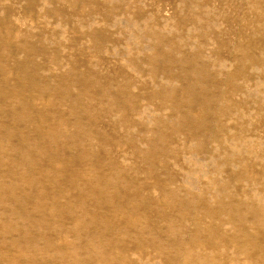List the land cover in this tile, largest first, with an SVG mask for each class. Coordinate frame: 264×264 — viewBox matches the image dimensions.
<instances>
[{
    "label": "rangeland",
    "instance_id": "rangeland-1",
    "mask_svg": "<svg viewBox=\"0 0 264 264\" xmlns=\"http://www.w3.org/2000/svg\"><path fill=\"white\" fill-rule=\"evenodd\" d=\"M41 1L0 0V32L2 31L1 33L5 34L3 35L5 38L0 34V41L4 42L6 40L4 42L6 47L7 45L14 44L15 40H27L29 43L27 44L28 46H33L42 51L40 58L39 56L34 57V62L36 61V63L38 62L41 64L42 74L47 75V73H49L50 77L56 75V77H59L61 83H68L72 78L85 72L91 76L97 77L99 81H96L98 84L93 86V92H98L100 88L99 85H109V88L117 91L115 99L120 100L119 105L122 102V107L119 106V108H116L112 106V100L110 98H105V103L103 102L101 106L97 104L99 107H95L97 105L95 102H92V104L94 103V108L92 107L89 113L82 115L88 121V123H86V130H88L87 132H89L90 135L85 137L86 140L85 138L81 141L79 140V143L81 144L78 149L80 151L74 149L71 151H69L70 149L67 150L70 152V155L74 157V162L69 161L59 170L57 165H54L45 153H40L42 150L38 151V149L35 150L36 152L34 151L33 160L36 165L35 170L38 172L37 176L39 180L41 179L44 184H42L35 196L29 198L30 200L25 199V201H23V194L29 192L31 190L29 188L34 186L31 184L30 177L23 175L22 173L25 174V172H22L21 168H16L14 165L13 167H11V165L9 166L11 161L8 160L5 163L2 172H0V264H54V261L51 263L53 258L54 260L57 259V263L55 264H58V262L59 264H76L78 256L84 254V248L87 247L89 242L87 236L88 229L93 230V228H90L89 225H87V219L100 220V222L101 220H103V222L104 220L106 221L104 225H101L100 223V226H97V229L104 232V234H107L105 235L106 238H97L98 240L93 244L95 246L91 245L96 249V259L98 258L97 260L95 259V263L93 261V264L102 263L101 255L97 252L99 249L98 244L102 241L101 239H106V241H108V246H104L107 255L109 253L108 259L110 258L109 263L107 262L106 264H114L113 261L115 262L116 260H118L116 261L117 264H166L169 261V258L174 257L175 254L176 256L174 258H179L168 264H198L199 262V264H264V0H99V2L98 0H71V2L76 1L73 4H71L70 0H53V2L52 0ZM79 2L81 3L79 4ZM25 3L28 5H25ZM48 6L52 10L48 9ZM44 7L48 12L43 9ZM110 7L114 9H111ZM104 8H108V10H104ZM90 10L94 13H92V11L90 12ZM5 12H7V15L4 14ZM37 13L41 14L42 17L39 15V18H36L38 16ZM56 13L57 16L55 15ZM43 14L45 16L44 19ZM50 15L51 17H49ZM93 15L97 17L95 18ZM104 16L106 19L102 18ZM64 19L68 24L63 23ZM69 20H71V23L68 22ZM70 24L71 26H68ZM65 25H67V27ZM71 28L76 30H71ZM81 30H84L85 33ZM99 30L102 32H99ZM260 30H262V32ZM134 32L135 34H133ZM90 34L92 37H90ZM99 37H101L100 40L98 39ZM92 38H95L94 41ZM44 41L46 42L44 44L45 48L42 49L44 45L41 43H44ZM153 41L156 42L158 45L157 47ZM100 44H102V48ZM77 45L80 47H76ZM74 46L77 48L75 51ZM104 46L105 48H103ZM150 46L155 47L156 52L154 53V56L158 61V64L161 62V60L157 59L158 55H170L167 62L175 60V57L183 56L185 61L183 66L186 73L189 74V72L192 71L199 72L206 70L207 77L205 78V82L206 84L210 83L209 86L213 84L211 85L213 86L211 87L212 89L210 91L206 90V92L208 93L209 91L208 95L215 96V99L213 97L212 103L207 107L208 111L205 114V118H203L204 125L201 123L203 129L198 132L201 136L200 138L194 140V138L189 137L185 129L182 130L181 128L176 127V125H172L174 123L171 122V119L175 117L169 119L173 113H171L172 111L165 104L168 103L169 105L176 99V101H178L179 97L173 95V98L170 97V99H166V95L170 96L167 93V89L173 88L178 90V87H180L179 83L171 80L177 79L172 78V76L175 77L178 75L179 66L171 68L166 67L165 76L164 74L161 75V73L157 71V68L160 69L159 65H151L148 62L153 61L151 60L153 48ZM88 48L90 50L89 52ZM5 49L0 51V55L3 57L6 56ZM52 50L55 52L52 53ZM165 50L166 52L171 50V54L170 52L169 54L168 52L164 54ZM172 51H174L175 54H172ZM143 53L148 57H142ZM127 56L130 57V59ZM41 57L44 58V62ZM57 57L59 59H57ZM138 57L139 59H137ZM140 57L142 59L141 61ZM38 58L40 60H38ZM73 59L76 60L74 61ZM127 59L130 61L128 62ZM137 60L140 62L137 63ZM69 61L71 62L68 63ZM65 63H68L69 65H65ZM73 63H75L76 71L80 70L77 72V76L69 72V66ZM12 64V59H9V67H11ZM138 64L140 65L138 66ZM135 65L136 67H134ZM151 66H153L154 69L157 67L155 71L158 75L156 73L154 75V77H157H155L156 80L152 76L153 74L151 72L154 71V69ZM84 68L88 69V71L84 70ZM138 69H142V72ZM143 69L145 70L143 71ZM136 70L138 71L136 72ZM67 73H70L72 77L70 74L69 77ZM62 77H66L67 79ZM152 77L154 81L151 80ZM155 81H157V86H167L166 90L165 88L161 89V87H157ZM171 84L174 86H171ZM126 88L128 90H126ZM72 89L74 92L75 89L73 87ZM157 90L159 91V95ZM140 92L142 95L139 94ZM36 93L37 92L35 91L31 92V96L29 97L33 99L35 104L33 114L37 111H47L49 113L59 111V113H65V116H69L68 108L66 106L62 105L61 107V105L57 103L53 106H50L49 104L46 105V103H43L44 100L40 99ZM155 93H157V95ZM23 95L25 96V94ZM58 95L61 96V92L58 93ZM58 95L57 99H59ZM132 95H134V97ZM135 100L136 102H134ZM134 103H136L137 107L133 105ZM211 106L213 107V110ZM131 107L134 108L133 111ZM210 107L211 109L209 110L208 108ZM95 109L96 111H94ZM16 110H22L21 104H17ZM117 110L120 111L118 112ZM138 110L140 111L139 113ZM198 110L199 105L193 103L191 105V111L197 114ZM213 111L216 112L213 113ZM226 111H228L229 114ZM99 112H101V114ZM96 113L97 116H95ZM168 113L171 114L168 115ZM228 115L231 116L228 117ZM0 116L4 123L11 124L12 119L7 110L4 114L0 113ZM6 118L9 122L6 121ZM53 118L54 117H51L49 119L48 124H54L55 129L58 131L56 119ZM97 118L99 120H97ZM206 118L209 119L208 122ZM161 123H163L164 126ZM18 125L20 128L25 127L23 120H21ZM42 127L43 128H39L38 126V128L42 129L45 133H47L46 130L49 131L47 126L42 125ZM94 127H96V130ZM175 129L177 130L175 131ZM90 130L92 132H90ZM213 131L217 136L213 135ZM164 132L166 134L163 135ZM97 133L100 135V138L96 137ZM102 133L104 135H102ZM158 135H163L164 140L160 139ZM48 136H50V133H48ZM48 136H46L45 139V147L52 152L51 149L53 150L55 148L52 146L54 145V141ZM203 136H206L204 137L206 139H204ZM10 137L11 146H15L14 148H16L17 144L21 142L18 140L19 137L14 134ZM210 137L211 139L209 140ZM88 138L90 139L88 140ZM166 138L169 139V141ZM97 139L101 140L97 141ZM2 140L3 139L0 141V156H4L2 154L5 153L6 158H4V160H7V158L11 156L13 157L14 162L16 160L21 161L22 157L20 154L14 153L13 155L12 153L9 154L7 152V148H5L6 146L4 144L5 140H3V142ZM62 140L63 139L61 138L59 139V141ZM63 142H60L59 144L61 146L65 145L64 147H66L67 144ZM51 143L52 148H50ZM146 144L150 145L147 146ZM193 144H195V146ZM85 145L89 146H86V148ZM197 148L198 150H196ZM202 148L204 149V153L201 151ZM91 149H95L96 151H92ZM148 149L149 151H147ZM81 151L83 157L80 156L79 159L78 154ZM200 152L202 154H200ZM7 153L9 154L8 156ZM86 154L89 156H86ZM206 154L209 156L207 157ZM79 155H81V153ZM230 158L231 160H229ZM83 159H85V161ZM219 159L222 160L220 162L221 164L219 163ZM163 160L164 162H162ZM42 163L50 166L53 165V169L56 167L54 172L49 173L47 176V172L45 173L43 170ZM226 163L227 165H225ZM94 165L96 167L99 166L101 172L104 173L101 174L100 172V174L101 176L104 175L105 177H102L105 179L101 178L100 181L95 180L96 177L92 172V167H95ZM151 165L155 169H152ZM84 166L86 168L92 167L87 172ZM226 166H229L228 169L230 173H234H232L233 176L227 172L228 169ZM147 167L153 171L149 170ZM220 167H222V169ZM145 168L148 169V171ZM219 168L221 171H219ZM234 168L236 169L234 170ZM9 169H20L17 171L20 173H17V179L6 177ZM56 171L59 172L56 173ZM146 171L147 176L145 175ZM149 171L154 173L152 177L148 176L151 174ZM227 176L231 177L228 178ZM93 179L95 180L96 185L94 184ZM224 179L228 181L225 182ZM236 179H238V181ZM74 180L77 181H75V184L77 183L76 185L74 184ZM102 180H104V182ZM170 181H172V183ZM235 181L237 184H234ZM57 182L59 183L57 184ZM159 184H161V186ZM230 184L235 187V190ZM55 185H59L58 187H61V190L56 198H54L55 200H53L48 196L55 193ZM261 186L263 189L260 188ZM36 188L38 189V186H34V190H37ZM224 189L226 191H224ZM116 191H119L120 194L118 192L116 193ZM222 191L225 193L223 194ZM219 192L221 193L220 196L218 194ZM214 193L215 195H213ZM221 196H224V198ZM230 198H232L231 201ZM182 199L183 201L180 203ZM222 199L224 200L223 202L221 201ZM243 199L245 200L244 203ZM177 200L180 201L177 203ZM248 200L251 205H249V203L246 205V201L248 202ZM236 201L240 202L237 203ZM228 202L229 204H227ZM196 203H198V207ZM217 203H219V205ZM233 204L235 205L233 206ZM242 204L243 206H250L252 209L250 210L249 207L245 206L242 207L244 208L242 211L240 208ZM227 205L231 206L229 207ZM186 206L188 209H191L188 210L185 208ZM223 208L226 209L227 213L224 214L225 210ZM24 212L27 214L26 216H23L25 214ZM207 212L208 215H206ZM29 213L31 215H29ZM213 214L214 216H212ZM84 216L86 219L83 218ZM210 217H212V219L215 217V221ZM222 217H224V219ZM229 217L230 219H228ZM202 218L207 220L205 221ZM29 220L44 221V228L40 235L41 241L37 243L40 250H38L39 248L34 249L33 247L31 248L28 246V251H25V253L23 251V249H25V244L21 239L28 236L29 229L31 230L29 231L30 233L37 232V229H33L34 227H28L27 224L29 223ZM144 220H147V222L145 223ZM148 220L150 222H148ZM197 220L200 221L199 225H195L197 224ZM228 220H235L236 225H234L235 223L230 224ZM241 220L244 223H242ZM210 221L212 223L215 222L213 223L214 225H212ZM208 222H210V224ZM219 222L220 226L222 225L221 227L218 225ZM255 222L261 223L258 224L260 227L257 223L255 224ZM204 223H208L207 226H203ZM238 223L239 225H237ZM229 224L233 225V228L235 226L233 229L235 233L232 230V226L230 227ZM43 225L41 227H43ZM240 225L241 227H239ZM209 226L210 228H208ZM41 227H39V229ZM25 228L27 229L25 230ZM221 230L224 231V233L228 232V235H223L224 233L218 232ZM243 230L244 232L247 230V234L251 233L249 235H254L256 232L255 235H258L259 246H249L250 243L248 242L247 244L246 239L242 238L246 234L241 236L238 234H243ZM230 231L231 233H229ZM236 231H238L237 234ZM156 232L159 235H156ZM232 232L234 236H231L233 235ZM32 233L30 235H32ZM187 233L190 235H187ZM200 233L203 235L200 236ZM178 234L182 235L179 236ZM195 234H198L201 240L197 242L198 245L192 252L188 247L190 242H196V240L199 239ZM154 237L157 238L158 241ZM182 237L184 241H182ZM147 238L150 241L148 240L147 242ZM144 239L146 240V243L144 242ZM162 239L164 240L161 242ZM203 240H205L204 242L209 241L211 243H204ZM200 241L207 246L205 247L204 244L202 245V242ZM164 242L165 244L176 243V246L182 248L183 251L178 252V248H175V246L173 250L170 248L157 250L155 248L161 246ZM213 243L216 244L212 245ZM215 245H218V249ZM138 247L140 249H138ZM31 249L34 250L31 251ZM141 249L144 250L142 252L143 254H141ZM207 249H210V251ZM241 249L244 251L241 252ZM44 250H46L45 252L47 253H44ZM118 251L121 259H117V257L119 258L117 254ZM29 253H32L33 255ZM34 253L36 255H34ZM179 253H182L181 257L179 256ZM46 254H48L47 257ZM52 254H56L57 256L55 255L53 257ZM208 254L211 256L209 257ZM40 256L45 260L48 258L47 261L42 260Z\"/></svg>",
    "mask_w": 264,
    "mask_h": 264
},
{
    "label": "bare ground",
    "instance_id": "bare-ground-1",
    "mask_svg": "<svg viewBox=\"0 0 264 264\" xmlns=\"http://www.w3.org/2000/svg\"><path fill=\"white\" fill-rule=\"evenodd\" d=\"M35 2H36V0H34ZM41 1V0H40ZM46 1V0H45ZM55 1V0H54ZM64 1V0H63ZM77 1H79V0H77ZM96 1V0H95ZM94 1V2H95ZM30 2V1H29ZM42 2V1H41ZM52 2H53V0H52ZM70 2H71V0H70ZM74 2H76V1H74ZM74 2H71V4H73ZM98 2H99V0H98ZM27 3V2H26ZM25 3V5H28V4H26ZM31 3V2H30ZM46 3V2H45ZM78 3V2H77ZM81 2H79V4H80ZM95 3H97V2H95ZM52 4V3H51ZM56 4V3H55ZM58 4V3H57ZM29 5H31V4H29ZM36 5V4H35ZM48 5V4H47ZM84 5V4H83ZM82 5V6H83ZM127 5V4H126ZM126 5H125V7H126ZM43 6V5H42ZM41 6V7H42ZM53 6V5H52ZM26 7V6H25ZM29 7V6H28ZM38 7V6H37ZM39 7H40V4H39ZM47 7V6H46ZM124 7V6H123ZM124 7V8H125ZM111 8V7H110ZM195 8V7H194ZM33 9H34V7H33ZM44 10H46L45 9V7L43 8ZM48 9H51V8H49V6H48ZM53 9H54V7H53ZM80 9V8H79ZM83 9V8H82ZM107 10H108V8H106ZM105 8H104V10H106ZM111 9H114V8H111ZM123 9V8H122ZM32 10V9H31ZM39 10V9H38ZM52 10V9H51ZM95 10H96V8H95ZM94 10V11H95ZM4 11V10H3ZM47 11V10H46ZM92 10H90V12H91ZM123 11V10H122ZM48 12V11H47ZM57 12V11H56ZM64 12H66V11H64ZM84 12V11H83ZM96 12V11H95ZM112 12H113V10H112ZM7 12H5L4 14H6ZM46 13V12H45ZM54 13V12H53ZM63 13V12H62ZM88 13H89V11H88ZM92 13H94L93 11H92ZM114 13V12H113ZM4 14H3V16H4ZM38 14V13H37ZM47 14H49V13H47ZM90 14V13H89ZM96 14V13H95ZM106 14H107V12H106ZM110 14H112V13H110ZM109 14V15H110ZM7 15V14H6ZM39 15H41V14H38V16L36 17V18H39ZM56 16H57V13L55 14ZM65 15V14H64ZM69 15V14H68ZM97 15V14H96ZM43 16H44V14H43ZM60 16V15H59ZM94 16V15H93ZM98 16V15H97ZM96 16V17H97ZM101 16V15H100ZM41 17H42V15H41ZM49 17H51V15L49 16ZM69 17H70V15H69ZM95 17V16H94ZM95 17V18H96ZM99 17V16H98ZM45 18V16L43 17V19ZM54 18V17H53ZM56 18V17H55ZM102 18H105V16L104 17H102ZM139 18V17H138ZM59 19H61V18H59ZM58 19V20H59ZM70 19V18H69ZM98 19V18H97ZM106 19V18H105ZM104 19V20H105ZM137 20H140V19H137ZM67 21V20H66ZM71 20H69L68 22H70ZM95 21V20H94ZM130 21V20H129ZM45 22V21H44ZM80 22V21H79ZM63 23H66V24H68L67 22H65V19H64V21H63ZM71 23V22H70ZM75 23V22H74ZM78 23V22H77ZM117 24V23H116ZM141 24V23H140ZM139 24V25H140ZM115 25V24H114ZM131 25H132V23H131ZM146 25V24H145ZM60 26V25H59ZM66 27H67V25H65ZM68 26H71V24L70 25H68ZM77 26H79V25H77ZM77 26H76V28H77ZM72 27H74V26H72ZM75 28V27H74ZM6 29V28H5ZM79 29V28H78ZM65 30V29H64ZM71 30H76V29H72L71 28ZM254 30V29H253ZM9 31V30H8ZM82 32L84 31V30H81ZM87 31V30H86ZM101 30H99V32H100ZM261 32H262V30H260ZM2 32V31H1ZM0 32V34H2L1 36H3V35H5V34H3V33H1ZM4 32V31H3ZM7 32V31H6ZM11 32V31H10ZM102 32V31H101ZM258 32V31H257ZM9 33V32H8ZM39 33V32H38ZM84 33H85V31H84ZM92 33V32H91ZM94 33V32H93ZM104 33V32H103ZM82 34V33H81ZM96 34V33H95ZM94 34V35H95ZM99 34V33H98ZM133 34H135V32L133 33ZM255 34H256V31H255ZM260 34V33H259ZM9 35V34H8ZM30 35H33V34H30ZM85 35V34H84ZM84 35H82V36H84ZM86 35H88V34H86ZM91 35V34H90ZM254 35V34H253ZM1 36H0V38H1ZM10 36V35H9ZM81 36V35H80ZM4 38H5V36H3ZM2 37V38H3ZM87 37V36H86ZM85 37V38H86ZM90 37H92V35L90 36ZM95 37V36H94ZM107 37V36H106ZM106 37H104V38H106ZM6 38H8V37H6ZM32 38V37H31ZM34 38V37H33ZM82 38V37H81ZM100 38L101 37H99L98 39L100 40ZM258 38V37H257ZM26 39H27V37H26ZM40 39H41V36H40ZM83 39H84V37H83ZM86 39H88V38H86ZM85 39V40H86ZM93 39V38H92ZM95 39V38H94ZM94 39H93V41H94ZM254 39H256V38H254ZM91 40V39H90ZM90 40H88V41H90ZM97 40V39H96ZM95 40V41H96ZM6 41V40H5ZM4 41V42H5ZM84 41V40H83ZM109 41V40H108ZM256 41V40H255ZM4 42H1L0 41V51L2 50V49H5L4 51H6V56L5 57H3V56H1L0 55V113H2V114H4L5 113V111L7 110L8 111V114H9V116H11V119H12V121H11V124L10 123H4V121H2V118H0V138L1 139H3V140H5V142H4V144H5V148H7V152L10 154V153H12L13 155H14V153H17V154H20L21 155V161H15L14 162V159H13V157H11V156H9V158H7V160H4V158H6L5 157V153L4 154H2V155H4V156H0V172H2V169H3V167L5 166V163L9 160V161H11L10 163H9V166L11 165V167H13V165L14 166H16V168H21V170H22V172H25V174L24 173H22L23 175H26V177L28 176V177H30V181H31V184L32 185H34V186H38V189L37 190H34V186L33 187H31V188H29V189H31L29 192H25L24 194H23V196H24V199H23V201H25V199H29V198H32L33 196H35L37 193H38V191H39V188L42 186V184H44V182H42V180L40 179L39 180V178H38V172L35 170V167H36V165H35V162H34V160H33V156H34V151L35 150H38V151H40V150H42V152H40V153H45L46 154V156H48L50 159H51V162L52 163H54V165L56 164L57 165V167H58V170L60 169V168H62V167H64L69 161H73L74 162V157H72V155H70V152L69 151H71V150H79L78 149V147H79V145L81 144V143H79V140L81 141L82 139H84L87 135H90V133L89 132H87L88 130H86V128H87V124L86 123H88V121H87V119L85 118V117H83L82 115H84V114H87V113H89L90 111H91V109H92V107H93V104H92V102H95V104L97 105H102L103 104V102H104V99L105 98H110L111 100H112V106H114V107H116V108H119V106H121L122 107V102H121V104L119 105V101L120 100H117V99H115L116 98V96H117V91L115 90V89H111V88H109L108 86H102V85H99V90H98V92L97 93H95V92H93V86L95 85V84H98L96 81H99V79L97 78V77H94V76H91V75H89L88 73H86L85 71V73H82L81 75H76L77 74V72L78 71H80V70H78V71H76V69H75V63H73L72 65H70L69 67H70V69H69V72L70 73H72V74H74V75H76L77 77H75V78H72V80L70 81V82H68V83H61L60 82V79H59V77H56V75H53V77H50L49 75V73H47V75L45 76L44 74H42V70H41V64L40 63H36V61L34 62V57H38L39 56V58H40V56L42 55V51L40 50V49H36V48H34L33 46L31 47V46H28L27 44H29L28 43V41L27 40H25V39H21V40H15V43L14 44H12V43H9V44H12V45H7L6 47H5V45H4ZM99 42H101V41H99ZM106 42V41H105ZM151 42V41H150ZM154 42V41H153ZM207 42V41H206ZM206 42H205V44H206ZM7 43H8V39H7ZM39 43H41V42H39ZM46 42L44 41V43H41V44H45ZM86 44H88L87 42H85ZM85 43H84V46H85ZM101 43H103V42H101ZM116 43V42H115ZM152 43V42H151ZM155 44H156V42H154ZM204 43V42H203ZM3 44V45H2ZM187 44H189V43H187ZM79 45V44H78ZM76 46V47H80V46ZM81 45V44H80ZM96 45V44H95ZM101 45V48H102V44H100ZM104 45V44H103ZM151 45V44H150ZM195 45V44H194ZM83 46V47H84ZM87 46V45H86ZM97 46H98V44H97ZM106 46V45H105ZM105 46L103 47V48H105ZM155 46V45H154ZM154 46H150V47H152L153 48V52H152V56H151V60H153L152 62H150V61H148L151 65H155V64H158V61L156 60V58H155V56H154V53L156 52V50H155V47ZM158 45L156 44V47H157ZM172 46V45H171ZM196 46V45H195ZM36 47V46H35ZM75 47V46H74ZM74 48V51H75V49H77V48ZM39 48H42V47H39ZM45 48V45H44V47L42 48V49H44ZM63 48V47H62ZM98 48V47H97ZM100 48V47H99ZM169 48V47H168ZM174 48V47H173ZM47 49V48H46ZM86 49H87V47H86ZM93 49V48H92ZM94 49H95V47H94ZM151 49V48H150ZM170 49V48H169ZM181 49V48H180ZM50 50V49H49ZM66 50V49H65ZM96 50V49H95ZM53 51V50H52ZM90 50H89V48H88V52H89ZM104 51V50H103ZM140 51H141V47H140ZM143 51V50H142ZM45 52H46V50H45ZM49 52V51H48ZM55 51H53L52 53H54ZM63 52H65V51H63ZM92 52V51H91ZM101 52V51H100ZM125 52V51H124ZM168 52V51H167ZM166 52V50H165V52H164V54H166L167 53ZM170 52V54H171V50L169 51ZM169 52H168V54H169ZM94 53V52H93ZM178 53V52H177ZM49 54V53H48ZM56 54V53H55ZM59 54V53H58ZM142 54V53H141ZM172 54H175V52L174 51H172ZM54 55V54H53ZM63 55V54H62ZM148 55V54H147ZM58 56V55H57ZM64 56V55H63ZM128 56H130V55H128ZM127 56V57H128ZM138 56H140V55H138ZM169 56L170 55H168V56H163V55H158V57H157V59L158 60H161V62H160V64H158L159 65V67H160V69H158L157 67V71H159L160 73H161V75L162 74H164V76H165V71H166V67L167 68H171V67H175V66H179V72H178V75H176L175 77L174 76H172V78H177V79H171L172 81H176L177 83H179V85H180V87H178V90H175V89H167L168 91H167V93L170 95V96H167L166 95V93L164 92V94L166 95V99H170V97H172L173 98V95H176V96H178L179 97V99H178V101H174V99H173V101L174 102H172V100H171V102L172 103H170L169 105H168V103L167 104H165L166 106H168V108L172 111L171 113H173V115H171L170 117H169V119H171V118H173V117H175V118H173V119H171L170 121L171 122H173L174 124H172V125H176V127H179V128H181L182 130L183 129H185L186 131H187V133H188V135H189V137H191V138H194V140L195 139H197V138H200L201 136L198 134V132L199 131H201L202 129H203V126L201 125V123L204 125V123H203V118H205V114H206V112L208 111L207 110V107L209 106V104H211L212 103V98L214 97V99H215V96H209L208 95V93H209V91L212 89L211 87H213V86H211V85H213V84H211L210 86H209V84H206V82H205V78L207 77V73H206V70H203V71H199V72H195V71H192V72H189V74L192 76H190L188 73H186V71H185V68H184V66H183V64L185 63V61H184V59H183V56H179V57H175V60H173V61H170V62H167V60H168V58H169ZM172 56V55H171ZM49 57V56H48ZM60 57V56H59ZM126 57V58H127ZM142 57H148V56H145V54L143 53V56ZM174 57V56H173ZM38 58V60H40ZM42 59H43V62H44V58L43 57H41ZM65 58V57H64ZM125 58V57H124ZM129 59H130V57H128ZM132 58H134V57H132ZM150 58V57H149ZM9 59H12V61H13V64H12V66L11 67H9ZM46 59V58H45ZM50 59V58H49ZM53 59V58H52ZM57 59H59L58 57H57ZM63 59V58H62ZM137 59H139V57L137 58ZM66 60V59H65ZM64 60V61H65ZM74 60V59H73ZM76 60V59H75ZM74 60V61H75ZM142 59H141V57H140V61H141ZM154 60H155V62H154ZM54 61H55V59H54ZM59 61V60H58ZM85 61H86V59H85ZM127 61H128V59H127ZM130 61V60H129ZM128 61V62H129ZM138 62L137 63H139L140 61L139 60H137ZM42 62V63H43ZM63 62V61H62ZM71 61H69L68 63H70ZM154 62V63H153ZM46 63V62H45ZM68 63H65V65L66 64H68ZM76 63H78V62H76ZM80 63V62H79ZM82 63V62H81ZM145 63V62H144ZM54 64H56V63H54ZM58 64V63H57ZM61 64V63H60ZM59 64V65H60ZM43 65V64H42ZM59 65H58V67H59ZM69 65V64H68ZM132 65H134V64H132ZM140 64H138V66H139ZM137 66V67H138ZM208 66V65H207ZM44 67H45V65H44ZM49 67H50V65H49ZM56 67H57V65H56ZM89 67V66H88ZM134 67H136V65L134 66ZM143 67V66H142ZM152 68H153V66H151ZM43 68V67H42ZM46 68V67H45ZM130 68V67H129ZM138 68H140V67H138ZM147 68H148V66H147ZM151 68V69H152ZM156 68L154 69V71H152L151 73L153 74L152 76L154 77V75H155V73H156ZM207 68V67H206ZM48 69H50V68H48ZM54 69H55V67H54ZM53 69V70H54ZM47 70V69H46ZM57 70V69H56ZM67 70H68V68H67ZM66 70V71H67ZM84 70H87L88 71V69H85L84 68ZM138 70H142V69H138ZM138 70H136V72L138 71ZM145 69H143V71H144ZM148 70V69H147ZM44 71V70H43ZM49 71V70H48ZM55 71V70H54ZM58 71V70H57ZM63 71H64V69H63ZM62 71V72H63ZM83 71V70H82ZM149 71V70H148ZM142 72V71H141ZM61 73V72H60ZM69 73V74H70ZM148 73V72H147ZM52 74H53V71H52ZM55 74V73H54ZM57 74V73H56ZM69 74L67 73V75L69 76ZM78 74H80V73H78ZM143 74V73H142ZM150 74V73H149ZM157 74V73H156ZM44 75V76H43ZM73 75V76H74ZM158 75V74H157ZM160 75V74H159ZM52 76V75H51ZM57 76H58V74H57ZM63 76V75H62ZM65 76H66V74H65ZM70 76H71V74H70ZM69 76V77H70ZM115 76V75H114ZM61 77V76H60ZM72 77V76H71ZM153 77H152V79L151 80H153ZM156 77V76H155ZM155 77H154V79H155ZM161 77H163V76H161ZM62 78H66V77H62ZM157 78V77H156ZM67 79V78H66ZM98 79V80H97ZM159 79V78H158ZM183 81H182V80ZM208 79V78H207ZM102 80V79H101ZM156 80V79H155ZM62 81V80H61ZM63 81H66V80H63ZM147 81V80H146ZM154 81V80H153ZM157 81H155V83H156ZM159 82V81H158ZM167 82V81H166ZM170 82V81H169ZM129 83H131V82H129ZM153 83V82H152ZM160 83H161V81H160ZM148 84V83H147ZM163 84V83H162ZM112 85V84H111ZM119 85V84H118ZM133 85V84H132ZM160 85V84H159ZM164 85H166V84H164ZM173 84H171V86H172ZM178 85V86H179ZM120 86V85H119ZM128 86V85H127ZM145 86H146V84H145ZM147 86H149V85H147ZM150 86H151V84H150ZM156 86H157V83H156ZM174 86V85H173ZM176 86V85H175ZM72 87L75 89L74 90V92H73V89H72ZM111 87V86H110ZM113 87V86H112ZM157 87H161V89H164L165 88V90H166V87L167 86H163V85H161V86H157ZM120 88V87H119ZM128 88V87H127ZM126 88V90H128ZM135 88V87H134ZM138 88V87H137ZM144 89V88H143ZM177 89V88H176ZM122 90V89H121ZM136 90V89H135ZM150 90V89H149ZM155 90H156V88H155ZM164 90V91H165ZM206 90H209L208 91V93L206 92ZM37 92L36 93V95L40 98V99H42V100H44V102L43 103H46V105L47 104H49L50 106H53L55 103H57V104H59V105H61V107H62V105H64V106H66L67 108H68V114H69V116H65L63 113H59V111H57V112H55V113H49V112H47V111H37L36 113H34L33 114V110H34V101H33V99H31V98H29L31 95H30V93L31 92ZM144 91V90H143ZM158 91V90H157ZM61 92V96H59L58 95V93H60ZM114 92V93H113ZM130 92V91H129ZM128 92V93H129ZM142 92V91H141ZM141 92L139 93V94H141ZM152 92H153V90H152ZM214 92V91H213ZM212 92V93H213ZM143 93V92H142ZM146 93H147V91H146ZM148 93H149V91H148ZM163 93V92H162ZM23 94H25V96L23 95ZM126 94H127V91H126ZM156 95H157V93H155ZM154 94V95H155ZM57 95H58V97H59V99H57ZM138 95V94H137ZM136 95V96H137ZM142 95V94H141ZM148 95V94H147ZM158 95H159V91H158ZM214 95V94H213ZM215 95H216V93H215ZM220 95V94H219ZM122 96H123V94H122ZM121 96V97H122ZM127 96V95H126ZM133 97H134V95H132ZM145 96V95H144ZM175 96V97H176ZM217 96V95H216ZM129 97V96H128ZM132 97V98H133ZM148 97V96H147ZM164 97V96H163ZM211 97V98H210ZM123 98V97H122ZM124 98H125V96H124ZM149 98V97H148ZM217 98V97H216ZM56 99H57V102H56ZM126 99V98H125ZM135 99H136V97H135ZM139 99V98H138ZM153 99V98H152ZM160 99H162V98H160ZM220 99V98H219ZM110 100V101H111ZM222 100V99H221ZM128 101V100H127ZM138 101V100H137ZM162 101V100H161ZM217 101V100H216ZM106 102H107V100H106ZM134 102H136V100L134 101ZM151 102V101H150ZM163 102V101H162ZM166 102V101H165ZM105 103V102H104ZM110 103V102H109ZM193 103H197L198 105H199V110H198V113L196 114V113H194V112H192L191 111V105L193 104ZM216 103V102H215ZM17 104H21V106H22V110L21 111H18V110H16V107H17ZM127 104V103H126ZM151 104V103H150ZM163 104V103H162ZM95 106V107H99V106ZM133 105H135L136 106V103H134ZM140 105V104H139ZM160 105H161V103H160ZM214 105V104H213ZM49 106V107H50ZM126 106V105H125ZM56 107V106H55ZM59 107V106H58ZM103 107V106H102ZM137 107V106H136ZM212 107V106H211ZM211 107L210 108H208L209 110L211 109ZM65 108V107H64ZM94 108V107H93ZM132 108V107H131ZM153 108V107H152ZM59 109V108H58ZM61 109V108H60ZM97 109V108H96ZM96 109L94 110V111H96ZM101 109V108H100ZM133 109L134 108H132V111H133ZM138 109V108H137ZM137 109H135V110H137ZM67 110V109H66ZM106 110V109H105ZM155 110V109H154ZM212 110H213V107H212ZM98 111H99V108H98ZM118 111V110H117ZM120 111V110H119ZM118 111V112H119ZM160 111V110H159ZM168 111V110H167ZM225 111V110H224ZM65 112V111H64ZM140 111L138 110V113H139ZM214 112H216V111H213V113ZM228 114H229V112L228 111H226ZM92 113V112H91ZM100 114H101V112H99ZM171 113H168V115L169 114H171ZM100 114H99V117H100ZM67 115V114H66ZM93 115H94V113H93ZM103 115V114H102ZM121 115H122V113H121ZM136 115V114H135ZM153 115V114H152ZM196 115V116H195ZM223 115H224V113H223ZM95 116H97V113H96V115ZM166 116H167V114H166ZM229 116H231V115H228V117ZM1 117V116H0ZM3 117H7V116H3ZM51 117H54L53 119H56V122H57V124H56V126H57V129H58V131L55 129V127H54V124H48V122H49V119L51 118ZM123 117V116H122ZM127 117V116H126ZM159 117V116H158ZM214 118V117H213ZM230 118H232V117H230ZM207 119V118H206ZM21 120H23V122L25 123V127L24 128H20V126L18 125L19 124V122L21 121ZM97 120H99L98 118H97ZM115 120V119H114ZM159 120V119H158ZM163 120V119H162ZM208 120L209 119H207V122H208ZM229 120V119H228ZM6 121L7 122H9L8 120H7V118H6ZM169 121V122H170ZM97 122V121H96ZM162 122V121H161ZM164 122V121H163ZM169 122H168V124H169ZM211 122V121H210ZM90 124H92V123H90ZM97 124H99V123H97ZM130 124V123H129ZM144 124V123H143ZM162 125H163V123H161ZM210 124V123H209ZM42 125H44V126H47L48 128H49V131L48 130H46L47 131V133H45V132H43L42 131V129H39L40 127L41 128H43L42 127ZM103 125V124H102ZM38 126H39V128H38ZM143 126V125H142ZM141 126V127H142ZM164 126V125H163ZM169 126V125H168ZM138 127V126H137ZM153 127V126H152ZM95 128V130H96V127H94ZM157 128V127H156ZM167 128V127H166ZM217 128V127H216ZM100 129H102V128H100ZM153 129V128H152ZM164 129H165V127H164ZM214 129V128H213ZM222 129V128H221ZM220 129V130H221ZM98 130V129H97ZM142 130V129H141ZM160 130H162V129H160ZM177 129H175V131H176ZM215 130V129H214ZM219 130V131H220ZM56 131H57V133H56ZM99 131V130H98ZM97 131V132H98ZM129 131V130H128ZM153 131H155V130H153ZM152 131V132H153ZM179 131H180V129H179ZM178 131V132H179ZM90 132H92L91 130H90ZM156 132H159V131H156ZM161 132V131H160ZM220 132H222V131H220ZM48 133H50V136H48ZM93 133H94V131H93ZM129 133V132H128ZM179 133H181V132H179ZM185 133V132H184ZM12 134H14V135H17L18 137H19V139L18 140H20L21 142H19L18 144H17V146H16V148H14V147H12L11 146V135ZM142 134V133H141ZM155 134V133H154ZM164 134H166L165 132L163 133V135ZM183 134V133H182ZM212 134V133H211ZM91 135H93V134H91ZM102 135H104L103 133H102ZM149 135V134H148ZM152 135H153V133H152ZM163 135H158V137L160 138V139H163ZM179 135V134H178ZM187 135V136H188ZM206 135V134H205ZM213 135L215 136L216 134L214 133V131H213ZM46 136H48V137H51V139H52V141H54L53 143H54V145H52V143L50 144V146L52 145V146H54L55 148L52 150L51 149V151L52 152H50V150L49 149H47V147H45V139H46ZM95 136V135H94ZM93 136V137H94ZM143 136V135H142ZM151 136V135H150ZM167 136V135H166ZM186 136V137H187ZM206 136H208V135H206ZM206 136H203V138L204 137H206ZM217 136V135H216ZM96 137H98V138H100V135H98V133H97V136ZM95 137V138H96ZM149 137V136H148ZM155 137V136H154ZM176 137V136H175ZM212 137V136H211ZM211 137L209 138V140L211 139ZM63 139L62 141H59V139ZM150 138H152V137H150ZM208 138V137H207ZM214 138V137H213ZM1 139H0V141H1ZM90 138H88V140H89ZM91 139H92V137H91ZM156 139V138H155ZM167 139V138H166ZM204 139H206V138H204ZM215 139H217V138H215ZM3 140H2V142H3ZM65 140V141H64ZM85 140H86V138H85ZM84 140V141H85ZM99 140H101V139H99ZM98 139H97V141H99ZM164 140V139H163ZM168 141H169V139H167ZM181 140V139H180ZM193 140V139H192ZM218 140V139H217ZM51 141V142H52ZM65 142L67 145H66V147H67V149H66V147H64V146H61L59 143L61 142ZM90 141H92V140H90ZM95 141V140H94ZM93 141V142H94ZM96 141V142H97ZM146 141H147V139H146ZM155 141V140H154ZM160 141V140H159ZM198 141V140H197ZM212 141V140H211ZM2 142H1V144H2ZM63 142V143H64ZM88 142V141H87ZM87 142H85V143H87ZM140 142V141H139ZM142 142V141H141ZM158 142V141H157ZM182 142V141H181ZM226 142V141H225ZM49 143V142H48ZM83 143V142H82ZM89 143H91V142H89ZM88 143V144H89ZM154 143V142H153ZM160 143V142H159ZM158 143V144H159ZM167 143V142H166ZM206 143V142H205ZM214 143V142H213ZM228 143V142H227ZM3 144V145H4ZM92 144H95V143H92ZM145 144V143H144ZM200 144H201V141H200ZM207 144V143H206ZM220 144H222V143H220ZM63 145V144H62ZM147 145V144H146ZM150 144H148L147 146H149ZM152 145V144H151ZM165 145V144H164ZM194 146H195V144H193ZM203 145V144H202ZM205 145V144H204ZM216 145V144H215ZM219 145V144H218ZM52 146L50 147V148H52ZM86 146H89V145H85V147ZM95 146V145H94ZM100 146V145H99ZM137 146V145H136ZM153 146V145H152ZM151 146V147H152ZM162 146V145H161ZM201 146V145H200ZM199 146V147H200ZM202 147V146H201ZM204 147V146H203ZM218 147V146H217ZM80 148V147H79ZM87 148V147H86ZM149 148V147H148ZM153 148H155V147H153ZM160 148V147H159ZM191 148V147H190ZM210 148V147H209ZM218 148H220V147H218ZM70 149V150H69ZM81 149H82V146H81ZM93 149V148H92ZM91 149V150H92ZM147 149V148H146ZM150 149V148H149ZM149 149L147 150V151H149ZM193 149V148H192ZM195 149V148H194ZM208 149V148H207ZM3 150H4V148H3ZM67 150H69V151H67ZM85 150V149H84ZM154 150V149H153ZM157 150V149H156ZM188 150V149H187ZM196 150H198V148L196 149ZM199 150H201V149H199ZM203 148H202V153H204L203 152ZM37 151V152H38ZM80 151V150H79ZM92 151H96L95 149L94 150H92ZM152 151V150H151ZM161 151V150H160ZM166 151H168V150H166ZM171 151V150H170ZM192 151V150H191ZM194 151V150H193ZM208 151V150H207ZM210 151V150H209ZM218 151H219V149H218ZM36 152V151H35ZM75 152V151H74ZM157 152V151H156ZM197 152V151H196ZM213 152V151H212ZM7 153V156L9 155ZM72 153V152H71ZM81 153V155H79ZM79 154H78V158L80 159V156L81 157H83L82 156V151L80 152ZM96 153V152H95ZM94 153V154H95ZM154 153V152H153ZM159 153V152H158ZM174 153V152H173ZM176 153V152H175ZM192 153V152H191ZM193 153H195V152H193ZM198 153H199V151H198ZM201 152H200V154H202ZM221 153V152H220ZM227 153V152H226ZM88 154V153H87ZM86 154V156H89V155H87ZM139 154V153H138ZM189 154V153H188ZM196 154V153H195ZM210 154V153H209ZM211 154H214V153H211ZM92 155V154H91ZM135 155H137V154H135ZM160 155H161V153H160ZM163 155V154H162ZM199 155V154H198ZM198 155H196V156H198ZM205 155V154H204ZM230 155V154H229ZM233 155V154H232ZM97 156V155H96ZM143 156V155H142ZM157 156V155H156ZM184 156V155H183ZM200 156V155H199ZM203 156V155H202ZM206 156H207V154H206ZM209 156V155H208ZM207 156V157H208ZM211 156V155H210ZM213 156V155H212ZM147 157V156H146ZM159 157V156H158ZM161 157V156H160ZM180 157V156H179ZM235 157H237V156H235ZM85 158V157H84ZM94 158V157H93ZM166 158V157H165ZM164 158V159H165ZM168 158V157H167ZM178 158V157H177ZM213 158V157H212ZM215 158V157H214ZM229 158V157H228ZM234 158V157H233ZM78 159V160H79ZM86 159V158H85ZM85 159H83L84 161H85ZM161 159V158H160ZM206 159V158H205ZM221 159V158H220ZM219 159V160H220ZM227 159V158H226ZM90 160H92V159H90ZM96 160V159H95ZM143 160H144V158H143ZM176 160V159H175ZM216 160H218V159H216ZM229 160H231V158L229 159ZM234 160H235V158H234ZM93 161V160H92ZM145 161V160H144ZM154 161V160H153ZM211 161V160H210ZM215 161V160H214ZM222 160H220L219 161V163L221 162ZM239 161V160H238ZM87 162V161H86ZM147 162V161H146ZM162 162H164V160L162 161ZM173 162V161H172ZM216 162V161H215ZM229 162V161H228ZM90 163H91V161H90ZM93 163V162H92ZM139 163V162H138ZM161 163V162H160ZM167 163V162H166ZM223 163H224V161H223ZM231 163V162H230ZM239 163V162H238ZM48 164H50V163H48ZM83 164V163H82ZM86 164V163H85ZM94 164V163H93ZM137 164V163H136ZM178 164V163H177ZM221 164V163H220ZM88 165V164H87ZM90 165V164H89ZM215 165V164H214ZM225 165H227V163L225 164ZM42 166H43V170H44V172L47 174V176H48V174L49 173H51V172H54V169L56 168V167H54V169L52 168L53 167V165L52 166H50V165H45V164H43L42 163ZM60 166V167H59ZM93 166V165H92ZM91 166V167H92ZM95 166V165H94ZM222 166V165H221ZM234 166H235V164H234ZM85 167V166H84ZM90 167V166H89ZM90 167V168H91ZM148 167H149V165H148ZM147 167V168H148ZM165 167V166H164ZM229 167V166H228ZM228 167L226 166V168L228 169ZM90 168H86L85 167V169L87 170V172H88V170L90 169ZM93 169H92V172L94 173H92L95 177H96V179L95 180H99L100 181V179L101 178H104L105 176L104 175H102V176H104V177H102L101 176V174H104V173H102L101 172V169H99V166H95V167H92ZM151 168L152 169H155V168H153L152 167V165H151ZM162 168V167H161ZM221 169H222V167H220ZM220 168H219V171H221L220 170ZM233 168V167H232ZM240 168V167H239ZM65 169V168H64ZM82 169V168H81ZM146 169V168H145ZM149 169V168H148ZM148 169H146L147 171H148ZM152 169H149V170H152ZM210 169V168H209ZM236 168H234V170H235ZM18 170H20V169H18ZM17 169L15 170H13V169H9L8 170V175L6 176V177H9L10 179H17V177H16V175H18L17 173H19V172H17L18 171ZM85 170V171H86ZM160 170V169H159ZM162 170V169H161ZM232 170V169H231ZM233 170V171H234ZM141 171V170H140ZM144 171V170H143ZM147 171L145 172V175H146V173H147ZM153 171V170H152ZM57 172H59V171H56V173ZM100 172H101V174H100ZM150 173H151V171H149ZM163 172H165V171H163ZM227 172H229V169H228V171ZM232 172V171H231ZM238 172V171H237ZM31 173V174H30ZM120 173V172H119ZM149 173V174H150ZM162 173V172H161ZM170 173V172H169ZM230 173V172H229ZM233 173V172H232ZM232 173H230L231 174V176H233V174ZM20 174V173H19ZM27 174H30V175H27ZM45 174V175H46ZM87 174V173H86ZM154 173H151L150 175H148V176H151L152 177V175H153ZM168 174V173H167ZM226 174H228V173H226ZM229 174V175H230ZM235 174H236V172H235ZM238 174V173H237ZM55 175V174H54ZM88 175V174H87ZM91 175V174H90ZM143 176V175H142ZM147 176V175H146ZM230 176V177H231ZM92 177V176H91ZM168 177V176H167ZM172 177V176H171ZM228 177V176H227ZM230 177H228V178H230ZM110 178V177H109ZM140 178V177H139ZM147 178H149V177H147ZM234 178V177H233ZM46 179H48V178H46ZM105 179V178H104ZM154 179V178H153ZM156 179V178H155ZM166 179V178H165ZM235 179V178H234ZM233 179V180H234ZM251 179V178H250ZM0 180H1V173H0ZM94 180V179H93ZM95 180H94V184H95ZM217 180V179H216ZM229 180H231V179H229ZM237 181H238V179H236ZM48 181V180H47ZM75 181L76 180H74V184H75ZM90 181H91V179H90ZM103 182H104V180H102ZM143 181V180H142ZM156 181V180H155ZM220 181V180H219ZM224 181L226 182V181H228V180H225L224 179ZM252 181V180H251ZM250 181V182H251ZM77 182V181H76ZM169 182V181H168ZM171 183H172V181H170ZM224 182V183H225ZM59 182H57V184H58ZM91 183V182H90ZM99 183H101V182H99ZM157 183V182H156ZM230 183V182H229ZM231 183L233 184V182L231 181ZM236 183V181L234 182V184ZM239 183V182H238ZM77 184V183H76ZM75 184V185H76ZM80 184V183H79ZM174 184V183H173ZM237 184V183H236ZM31 185V186H32ZM60 185V184H59ZM59 185H55V193H53V191H52V193H53V195L51 194L50 196H48V197H51L53 200H55L54 198H56V196L59 194V192H60V190H61V187H58ZM81 185V184H80ZM79 185V186H80ZM83 185H85V184H83ZM88 185V184H87ZM92 185V184H91ZM96 185V184H95ZM102 185V184H101ZM104 185H105V183H104ZM121 185V184H120ZM123 185V184H122ZM160 186H161V184H159ZM168 185H169V183H168ZM221 185V184H220ZM227 185H229V184H227ZM226 185V186H227ZM231 185V184H230ZM144 186V185H143ZM170 186V185H169ZM222 186H223V184H222ZM225 186V187H226ZM232 186V185H231ZM230 186V187H231ZM236 186V185H235ZM238 186H239V184H238ZM254 186H255V184H254ZM264 186V185H263ZM99 187H100V185H99ZM108 187H110V186H108ZM114 187V186H113ZM163 187V186H162ZM196 187H197V185H196ZM199 187V186H198ZM225 187H223V188H225ZM229 187V186H228ZM227 187V188H228ZM33 188V189H32ZM95 188H97V187H95ZM107 188V187H106ZM154 188H156V187H154ZM179 188V187H178ZM232 188L235 190V187H233L232 186ZM236 188H237V186H236ZM261 189H263V187L261 186L260 187ZM108 189V188H107ZM161 189V188H160ZM165 189H167V188H165ZM173 189V188H172ZM171 189V190H172ZM102 190V189H101ZM159 190V189H158ZM221 190H222V188H221ZM221 190H220V192H221ZM160 191V190H159ZM162 191V190H161ZM170 191V190H169ZM224 191H226L225 189H224ZM261 191V190H260ZM119 193V191H116V193ZM157 192V191H156ZM186 192V191H185ZM218 193L219 194V196H220V194L221 193ZM158 193V192H157ZM167 193V192H166ZM165 193V194H166ZM173 193H174V190H173ZM222 193H223V191H222ZM225 193V192H224ZM223 193V194H224ZM231 193V192H230ZM113 194H114V192H113ZM120 194V193H119ZM161 194V193H160ZM195 194V193H194ZM249 194V193H248ZM49 195V194H48ZM90 195V194H89ZM118 195V194H117ZM169 195H170V193H169ZM177 195V194H176ZM213 195H215V193L213 194ZM213 195H212V197H213ZM236 195V194H235ZM172 196V195H171ZM248 196V195H247ZM251 196H253V195H251ZM122 197H123V195H122ZM168 197V196H167ZM188 197H189V195H188ZM222 197V196H221ZM228 197V196H227ZM226 197V198H227ZM235 197V196H234ZM234 197H233V199H234ZM249 197V196H248ZM161 198H163V197H161ZM185 198V197H184ZM222 198H224V196L222 197ZM236 198V197H235ZM143 199H144V197H143ZM143 199H142V202H143ZM165 199V198H164ZM178 199V198H177ZM231 199L232 198H230V201H231ZM249 199V198H248ZM30 200V199H29ZM141 200V199H140ZM140 200H139V202H140ZM235 200V199H234ZM241 200V199H240ZM258 200H259V198H258ZM149 201V200H148ZM180 201V200H179ZM178 200H177V203L179 202ZM182 201H183V199L180 201V203H182ZM222 202L224 201L223 199L221 200ZM220 201V202H221ZM244 199H243V203H244ZM138 202V203H139ZM163 202V201H162ZM208 202V201H207ZM212 202V201H211ZM215 202V201H214ZM217 202V201H216ZM221 202V203H222ZM237 202V201H236ZM238 202H240V201H238ZM237 202V203H238ZM252 202H253V200H252ZM210 203V202H209ZM220 203V204H221ZM226 203V202H225ZM247 203H249V205H251L250 204V202H249V200H248V202L246 201V205H247ZM208 204V203H207ZM214 204V203H213ZM216 204V203H215ZM218 205H219V203H217ZM227 204H229V202L227 203ZM179 205H181V204H179ZM193 205V204H192ZM195 205V204H194ZM196 205H197V207H198V203H196ZM209 205V204H208ZM210 205H211V203H210ZM235 204H233V206H234ZM245 205V206H246ZM149 206V205H148ZM227 206H231V205H227ZM239 206V205H238ZM245 206H243V204H242V206L240 207L241 208V210L243 209L244 210V208H242V207H245ZM180 207V206H179ZM183 207V206H182ZM196 207V208H197ZM220 207V206H219ZM229 207H228V209H229ZM238 207V208H239ZM246 207H249L250 208V210L252 209L250 206H246ZM185 208H187V206L185 207ZM236 208V207H235ZM254 208V207H253ZM180 209V208H179ZM188 209V208H187ZM186 209V210H187ZM189 209H191V208H189ZM188 209V210H189ZM208 209V208H207ZM210 209V208H209ZM224 209V208H223ZM227 209V210H228ZM233 209V208H232ZM256 209V208H255ZM185 210V211H186ZM197 210V209H196ZM211 210H212V208H211ZM225 210V212H224V214L225 213H227L226 212V209H224ZM223 210V211H224ZM242 210V211H243ZM248 210V209H247ZM257 210V209H256ZM181 211V210H180ZM199 211V210H198ZM214 211V210H213ZM222 211V212H223ZM239 211H240V209H239ZM249 211V210H248ZM217 212V211H216ZM221 212V213H222ZM250 212V211H249ZM253 212H255V211H253ZM259 212V211H258ZM25 213V212H24ZM204 213V212H203ZM210 213V212H209ZM211 213H214V212H211ZM220 213V212H219ZM236 213H238V212H236ZM246 213H247V211H246ZM246 213H245V215H246ZM189 214V213H188ZM187 214V215H188ZM206 214V213H205ZM240 214H241V212H240ZM243 214V213H242ZM255 214V213H254ZM27 214L25 213L23 216H26ZM29 215H31L30 213H29ZM148 215V214H147ZM181 215H182V213H181ZM180 215V216H181ZM206 215H208V212H207V214ZM229 215V214H228ZM212 216H214V214L212 215ZM227 216V215H226ZM225 216V217H226ZM233 216V215H232ZM238 216V215H237ZM237 216H235V217H237ZM243 216H244V214H243ZM255 216H256V214H255ZM81 217V216H80ZM179 217V216H178ZM202 217V216H201ZM203 217H205V216H203ZM234 217V216H233ZM78 218H79V216H78ZM84 219H86V217L84 216L83 217ZM82 218V219H83ZM174 218V217H173ZM182 218V217H181ZM190 218V217H189ZM198 218H199V216H198ZM211 219H212V217H210ZM219 218V217H218ZM223 219H224V217H222ZM244 218V217H243ZM257 218V217H256ZM203 219V218H202ZM214 219H215V217H214ZM214 219H212L213 221H215ZM228 219H230V217L228 218ZM242 219V218H241ZM175 220V219H174ZM185 220H187V219H185ZM203 220H205V219H203ZM207 220V219H206ZM205 220V221H206ZM220 220H221V218H220ZM236 220V219H235ZM235 220H228V222L230 223V224H234L235 223ZM240 220V219H239ZM80 221V220H79ZM82 221V220H81ZM83 221H85V220H83ZM145 221V223L147 222V220H144ZM172 221H173V219H172ZM191 221V220H190ZM194 221V220H193ZM192 221V222H193ZM204 221V222H205ZM238 221V220H237ZM242 221V220H241ZM259 221H261V220H259ZM78 222V221H77ZM106 221L104 220V222H103V220H101V222H100V220H88L87 219V225H89V227L90 228H93V230H89L88 229V244H87V247L86 248H84V254H81L80 256H78V258H77V260H76V264H93V261H94V263H95V259H96V249H94L91 245H93V244H95V242L98 240L97 238H106L105 237V235H107L106 233L104 234V232H101L99 229H97V226L101 223V225L103 224L104 225V223H105ZM148 222H150L149 220H148ZM184 222V221H183ZM189 222V221H188ZM211 222V221H210ZM210 222H208L209 224H210ZM224 222V221H223ZM239 222V221H238ZM261 222H263V221H261ZM43 223H44V221L43 222H41V221H37V220H29V223L27 224L28 225V227H34L33 229H37V232H34V233H32V235H30L31 233L29 232V231H31L30 229L28 230V236H26V237H24V239H21V241L25 244L24 246H25V249H23V251L25 252V251H28L27 250V248H28V246L29 247H33L34 249H37V248H39L38 246H37V243H39L40 241H41V234H42V232H43V228H44V225H43ZM196 223L197 224H195V225H199L200 224V221L199 220H197L196 221ZM201 223H203V222H201ZM207 223V224H208ZM213 223H215V222H213ZM212 222H211V224L212 225H214ZM222 223V222H221ZM241 223V222H240ZM242 223H244L243 221H242ZM257 222H255V224H256ZM110 224V223H109ZM151 224V223H150ZM174 224V223H173ZM172 224V225H173ZM183 224V223H182ZM189 224H190V222H189ZM207 224L206 223H204V225L203 226H207ZM226 224H227V222H226ZM229 224V225H230ZM252 224H254V223H252ZM254 224V225H255ZM258 224H261V223H257V225ZM43 225V227H41ZM79 225V224H78ZM82 225H83V222H82ZM82 225H80V226H82ZM212 225H210V226H212ZM219 227H221L220 226V222H219ZM225 225V224H224ZM234 225H236V223L234 224ZM237 225H239V223L237 224ZM242 225V224H241ZM241 225L239 226V227H241ZM100 226V225H99ZM210 226L208 227V228H210ZM232 226V230L235 228V226H234V228H233V225H230V227ZM245 226H246V224H245ZM249 226V225H248ZM252 226V225H251ZM259 226V225H258ZM39 227H41L40 229H39ZM183 227H185V226H183ZM187 227V226H186ZM195 227V226H194ZM218 227V226H217ZM243 227H244V225H243ZM247 227V226H246ZM253 227V226H252ZM255 227V226H254ZM260 227V226H259ZM125 228V227H124ZM200 228V227H199ZM207 228V227H206ZM236 228H237V226H236ZM245 228V227H244ZM27 228H25V230H26ZM221 229V228H220ZM224 229V228H223ZM228 229H230V228H228ZM250 229H252V228H250ZM126 230V229H125ZM142 230V229H141ZM184 230V229H183ZM182 230V231H183ZM189 230V229H188ZM204 230V229H203ZM207 230H210V229H207ZM214 230V229H213ZM225 230V229H224ZM240 230H242V229H240ZM249 230V229H248ZM253 230H255V229H253ZM35 231V230H34ZM127 231V230H126ZM125 231V232H126ZM181 231V232H182ZM185 231H186V229H185ZM190 231V230H189ZM197 231V230H196ZM201 231H202V229H201ZM222 231V230H221ZM218 231V232H220V233H224V231ZM246 232H247V230H245ZM155 232V231H154ZM187 232V231H186ZM206 232V231H205ZM210 232V231H209ZM226 232V231H225ZM233 232H234V230H233ZM233 232H232V234H233ZM237 232L238 231H236V234H237ZM243 232H244V230H243ZM246 232H244L243 234H240V233H238L240 236L241 235H244V234H246L244 237H242V238H244V239H246V243L248 244V242L250 243L249 244V246L250 245H254V246H259V239H258V235L256 236L255 234H256V232H255V234L254 235H249V234H251V233H249V234H247ZM249 232H250V230H249ZM251 232H252V230H251ZM258 232V231H257ZM25 233V232H24ZM167 233H169V232H167ZM203 233V232H202ZM229 233H231V231L229 232ZM235 233V232H234ZM154 234V233H153ZM158 233L156 232V235H157ZM183 234V233H182ZM182 234H180V235H182ZM193 234V233H192ZM225 234H227L228 235V232H226V233H224L223 235H225ZM26 235H27V233H26ZM159 235V234H158ZM179 235V234H178ZM179 235V236H180ZM185 236H187V235H190V234H188L187 233V235L186 234H184ZM197 237H199V239H197L196 240V242H190L189 243V247L188 248H190L191 250H192V252L195 250V248L197 247V245H198V241L199 240H201L200 239V236L201 235H203V234H199L200 236H198V234H195ZM207 235V234H206ZM211 235V234H210ZM222 235V234H221ZM230 235V234H229ZM193 236V235H192ZM218 236V235H217ZM231 236H234V234L233 235H231ZM231 236H229V237H231ZM136 237V236H135ZM157 237V236H156ZM188 237H190V236H188ZM260 237V236H259ZM263 237V236H262ZM155 238V237H154ZM158 238V237H157ZM157 238H155L156 240H157ZM202 238V237H201ZM191 239V238H190ZM195 239V238H194ZM223 239H224V237H223ZM227 239V238H226ZM239 239H240V237H239ZM102 241L98 244V251L97 252H99L100 253V255H101V262L102 263H100V264H106L107 262L109 263V259H108V255H109V253H108V255H107V252L104 250V246H108V241H106V239H101ZM109 240V239H108ZM147 240V242H148V238L146 239ZM146 240L144 239V242L146 243ZM156 240H153V241H156ZM164 239H162L161 240V242L163 241ZM180 240H181V237H180ZM214 240V239H213ZM136 241H137V239H136ZM142 241V240H141ZM150 241V240H149ZM158 241V240H157ZM182 241H184V239H183V237H182ZM205 240H203V242H204ZM215 241H216V239H215ZM215 241H213V242H215ZM232 241V240H231ZM160 242V243H161ZM200 242H202V241H200ZM202 242V245L204 244V243H208L209 241H207V242H204L203 243ZM159 243V242H158ZM209 243H211V242H209ZM208 243V244H209ZM229 243H230V241H229ZM147 244H149V243H147ZM146 244V245H147ZM180 244V243H179ZM214 244H216V243H213L212 245H214ZM218 244V243H217ZM201 245V244H200ZM238 245H239V242H238ZM23 246V245H22ZM93 246H95V245H93ZM150 246V245H149ZM154 246V245H153ZM174 246H175V248L177 247L176 246V243L175 244H170V243H168V244H165V242L164 243H162L161 244V246H157V247H155L157 250H159V249H161V250H163V248H170V249H172L173 250V248H174ZM180 246H181V244H180ZM204 246H205V244H204ZM203 246V247H204ZM207 246V245H206ZM205 246V247H206ZM217 246V249H218V245H215V247ZM235 246V245H234ZM247 246V245H246ZM249 246H248V248H249ZM183 247V246H182ZM224 247V246H223ZM239 247H240V245H239ZM243 248H245L244 246H242ZM241 247V248H242ZM137 248V247H136ZM178 248V247H177ZM220 248V247H219ZM231 248V247H230ZM242 248V249H243ZM20 249H22V248H20ZM34 249H31V251L32 250H34ZM138 249H140L139 247H138ZM169 249V250H170ZM206 249V248H205ZM212 249V248H211ZM241 249V252L242 251H244V250H242ZM38 250H40V248L38 249ZM48 250V249H47ZM197 250V249H196ZM208 251H210V249H207ZM36 251V250H35ZM41 251H43V250H41ZM46 250H44V253H47V252H45ZM49 251V250H48ZM144 250H142L141 249V254H143L142 252H143ZM171 251V250H170ZM170 251H168V252H170ZM183 250H182V248H178V252H182ZM207 251V252H208ZM39 252V251H38ZM38 252H37V255H38ZM58 252V251H57ZM176 252V251H175ZM206 252V253H207ZM214 252H215V249H214ZM219 252V251H218ZM225 252V251H224ZM246 252V251H245ZM22 253V252H21ZM26 253V252H25ZM33 253V252H32ZM32 253H29V254H32ZM44 253H42V254H44ZM53 253V252H52ZM120 253H121V250H120ZM120 253H119V251H118V256H119V258L117 257V259H121V256H120ZM212 253V252H211ZM28 254V253H27ZM40 254V253H39ZM58 254V253H57ZM98 254V253H97ZM112 254V253H111ZM113 254H114V251H113ZM112 254V255H113ZM136 254V253H135ZM173 254H174V252H173ZM181 254L182 253H179V256L181 257ZM33 255V254H32ZM34 255H36L35 253H34ZM41 255V254H40ZM47 255L48 254H46V257H47ZM53 255V257L56 255H54V254H52ZM51 255V256H52ZM59 255V254H58ZM84 255H85V257H84ZM145 255V254H144ZM199 255V254H198ZM219 255V254H218ZM217 255V256H218ZM245 255V254H244ZM50 256V257H51ZM57 256V255H56ZM175 256H176V254H175ZM174 256V257H175ZM200 256V255H199ZM208 256L210 257L211 255L210 254H208ZM207 256V257H208ZM216 256V255H215ZM24 257V256H23ZM26 257H27V255H26ZM25 257V258H26ZM30 257V256H29ZM33 257V256H32ZM41 258H42V256H40ZM45 257V256H44ZM45 257V258H46ZM61 257V256H60ZM59 257V258H60ZM98 257V256H97ZM174 257H171V258H169V261L166 263V264H168V263H172L174 260H176L177 258H179V257H177V258H174ZM85 258V259H84ZM123 258V257H122ZM200 258V257H199ZM217 258V257H216ZM28 259H30V258H28ZM48 259V258H47ZM47 259L45 260V259H43L42 258V260H44V261H47ZM98 259V258H97ZM96 259V260H97ZM116 259V258H115ZM114 259V260H115ZM214 259V258H213ZM25 260V259H24ZM52 260V259H51ZM50 260V261H51ZM57 260V259H56ZM56 260H54V258H53V260L51 261V263L54 261L55 263H57L56 262ZM60 260V259H59ZM62 260V259H61ZM201 260V259H200ZM199 260V261H200ZM203 260V259H202ZM64 261V260H63ZM116 261H118V260H116ZM115 261V262H116ZM197 261V260H196ZM198 261V262H199ZM213 261V260H212ZM262 261H263V259H262ZM65 262V261H64ZM75 262V261H74ZM114 261H113V263L114 264H117V262L115 263ZM188 262V261H187ZM32 263H33V261H32ZM54 263V264H55ZM200 263V262H199ZM198 263V264H199ZM239 263V262H238ZM28 264H30V263H28ZM35 264V263H34ZM48 264H50V263H48ZM58 264H59V262H58ZM74 264V263H73ZM97 264V263H96ZM99 264V263H98ZM123 264V263H122ZM250 264V263H249Z\"/></svg>",
    "mask_w": 264,
    "mask_h": 264
}]
</instances>
